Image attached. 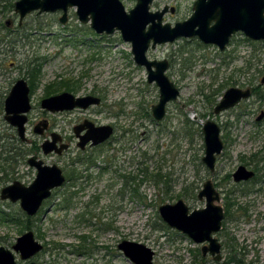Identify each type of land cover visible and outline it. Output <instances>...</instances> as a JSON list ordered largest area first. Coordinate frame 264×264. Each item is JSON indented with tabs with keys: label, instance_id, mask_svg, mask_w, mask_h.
<instances>
[{
	"label": "rangeland",
	"instance_id": "rangeland-1",
	"mask_svg": "<svg viewBox=\"0 0 264 264\" xmlns=\"http://www.w3.org/2000/svg\"><path fill=\"white\" fill-rule=\"evenodd\" d=\"M121 1L128 10L136 0ZM193 2L153 0L150 9L174 6L175 11H168L163 18L173 25L191 14ZM60 15V11L30 12L17 31L18 14L0 9V24L11 18V28L16 32L12 36L15 43L0 42V94L11 86V81L24 77L26 65L33 58L42 62L37 77L28 78L33 90L27 113V141H15L14 129L0 109V137L8 138V143L0 140V146H17L24 156L17 159L14 174L9 175L12 178L4 177L1 171L6 167L0 161V189L14 180L31 183L36 171L26 161L30 155L60 166L66 177L31 216V228L25 227L18 201L0 199V213L24 221L16 227L0 217V245L11 248L17 236L30 229L43 248L29 260H20L16 254L18 264H134L117 248L122 239L150 247L154 251L152 264H201V244L167 226L157 208L179 198L189 209L203 207L204 199L199 200L196 194L210 178L219 184L216 188L223 206V192L235 189L230 195L234 204L229 207V215L238 219L226 223L227 237H234V247L244 252V263L264 264V116L256 120L264 112V98L258 100L252 95L234 109L214 114V104L204 97L222 93L231 85L258 86V91L264 93V41L238 32L224 52L216 46H197L196 37L150 48L148 59L173 55L166 74L180 92L177 99L166 104L165 117L155 124L150 110L158 101V86L147 81L145 68L133 61L130 44L122 40L119 31L96 33L88 23L78 20L74 7L68 9L65 23L59 21ZM58 80L72 81L75 89L71 92L78 95L91 92L101 97L100 105L85 113L101 124L114 126L108 144L81 152L71 136V126L84 114L47 113L40 107L46 86ZM63 90L67 89L61 87L54 93ZM43 117L51 123L48 131L72 137L70 148L62 156L34 149L49 137V132H33V126ZM208 117L225 123L227 134L213 173L200 159L201 126ZM185 118L194 124L185 125ZM88 155L93 162L87 161ZM76 158L82 160L75 166L81 175L77 181L68 166ZM240 164L259 168L248 196L241 195L242 184L236 186L230 176L224 178ZM239 206L247 207L246 215L233 210ZM229 251L222 248V264H233L226 259ZM214 262L208 257L202 264Z\"/></svg>",
	"mask_w": 264,
	"mask_h": 264
},
{
	"label": "water",
	"instance_id": "water-1",
	"mask_svg": "<svg viewBox=\"0 0 264 264\" xmlns=\"http://www.w3.org/2000/svg\"><path fill=\"white\" fill-rule=\"evenodd\" d=\"M153 0H136L128 10L121 0H15L14 11L18 14V21L30 12L60 11L59 21L65 23L68 9L75 8V14L82 23H88L96 33L112 34L119 31L122 40L130 43L133 61L137 65H145L148 71L147 81L155 82L159 88L157 103L151 106V113L155 120L160 121L165 114V105L176 99L178 88L165 74L166 61H149L146 51L149 47L172 42L178 38L197 37L205 43L217 44L224 49L231 36L242 32L246 37L264 41V0H194L191 14L184 20L173 25L164 22V15L175 11L174 6L164 5L160 9L151 10ZM156 65L152 71L151 66ZM264 77L262 78V82ZM249 90L235 87L226 90L223 99L215 106L219 112L228 106L234 105L241 98L249 95ZM100 98L95 95L76 96L71 92L63 91L41 100L40 106L51 112L86 108L97 105ZM29 86L23 78H18L4 100V120L16 129L21 141H26L27 113L30 110ZM261 115L259 116V118ZM88 129L78 141L80 147L86 143L97 145L104 142L113 134V126L102 124L94 126L86 123ZM46 122L40 121L33 127V132L42 135ZM204 140V154L202 163L212 173L215 168L216 156L221 153L222 141L219 138V127L213 120H207L202 126ZM60 137L51 134L50 139L41 143L44 154L51 152L61 153L67 144L56 146ZM30 166L36 170L35 177L28 185L18 180L0 189V199L10 202L18 201L21 210L27 216H34L52 191L65 182L62 169L56 164H43L35 157L28 159ZM253 175L243 165L233 172L234 181L246 180ZM197 198H205L203 208L189 210L188 205L181 199L173 203H163L158 206V214L169 227L188 235L194 242H209L212 254L219 252V243L212 236L221 225L223 208L216 202L220 200L210 179L203 183L197 192ZM43 248L32 230H26L17 236L11 248L0 245V264H18L16 254L20 260H29ZM117 248L134 264H152L154 251L143 243L122 239ZM202 247V252L207 251ZM217 259L219 255L215 256Z\"/></svg>",
	"mask_w": 264,
	"mask_h": 264
},
{
	"label": "flooded vegetation",
	"instance_id": "flooded-vegetation-1",
	"mask_svg": "<svg viewBox=\"0 0 264 264\" xmlns=\"http://www.w3.org/2000/svg\"><path fill=\"white\" fill-rule=\"evenodd\" d=\"M12 3H13V7L11 8L13 11H14V2H15V0H12L11 1ZM7 3H8V1H7ZM4 4H6V0H0V9H3V10H7V11H9L10 10V8H8V9H6L5 8V5ZM15 12V11H14ZM12 19L11 18H7L5 21H4V23L3 24H0V26H2V29L0 30V32L2 31L3 32V34L0 36V42H7V43H10V42H12L13 40H12V36L15 34V32H14V29L13 28H11V25H12ZM22 24V21H21V23H19V21H18V23H17V26L19 25H21ZM236 33H238V32H236ZM235 33V34H236ZM234 35V34H233ZM232 37V36H231ZM193 38V37H192ZM178 39H180V38H178ZM186 39H191V38H186ZM231 39V38H230ZM175 40H177V39H175ZM174 40V41H175ZM198 41L196 42L197 43V46H216L217 47V49H218V51H221V52H224V51H226V49H227V47L229 46V44H231V42H227L226 43V45H225V47H224V49H222V50H220L219 49V47H218V45L217 44H214V43H205V42H202L201 40H199V39H197ZM254 40V39H253ZM174 41H172V42H174ZM230 41V40H229ZM129 43V42H128ZM167 43H171V42H167ZM130 44V43H129ZM163 44H165V43H163ZM158 45H161V44H158ZM157 46V45H156ZM155 46V47H156ZM154 47V48H155ZM150 48H152V49H154L153 47H149L148 48V50L150 49ZM147 50V51H148ZM147 51H146V53H147ZM147 57V56H146ZM172 57H173V55L171 56V57H165V58H162V59H148L149 61H161V60H165L166 61V64H167V66H166V69H165V74H166V70L169 68V66L172 64ZM140 66H143L144 68H145V70H146V72H147V75H148V71H147V69H146V66L145 65H140ZM151 70L152 71H155L156 70V65H152L151 66ZM167 75V74H166ZM264 76H262V78H263ZM19 78H23L24 80H26V82H27V84H28V86H29V98H30V91H32L33 89L31 88V86H30V83H29V81H28V78H25V77H19ZM262 78H261V83L263 84L264 83V81L262 82ZM18 79V78H17ZM16 79V80H17ZM15 80V81H16ZM15 81H11L10 82V84H11V86L15 83ZM59 81V80H58ZM59 82H61V81H59ZM154 82V81H153ZM149 83H151V82H149ZM155 83V82H154ZM11 86L10 87H8V88H6V90L2 93V94H0V109L2 108V110H3V106H4V100H5V98H6V96L8 95V93H9V91H10V89H11ZM232 87H235V88H238V89H241V90H249V95L247 96V97H245V98H241L238 102H236L234 105H232V106H228V107H226V108H224V109H221L219 112H215L214 111V109H215V106H217V104L223 99V97H224V94H225V92H226V90H228L229 88H232ZM223 88V87H222ZM222 88H220V90H222ZM159 89V88H158ZM179 90V89H178ZM259 89H258V86H256V87H254V86H252V85H247V86H236V85H231V86H228L226 89H224L223 91H222V93H221V91H220V93H218V92H216V93H208V94H204V97L206 98V99H208L209 100V102H211L212 104H214V106H213V108H212V112L214 113V114H220V113H222V112H225V111H228V110H232V109H234L235 107H237L238 105H240V103L242 102V101H244V100H246V99H248V98H250L252 95L253 96H255L258 100H260V99H263L264 98V93H261V92H259L258 91ZM63 91H68V92H71L70 90H63ZM63 91H60V92H57V93H52V94H49V95H45L44 93H43V95H42V98L40 99V101H39V105H40V103H41V100L43 99V98H45V97H48V96H51V95H55V94H60L61 92H63ZM71 93H73V92H71ZM180 93V92H179ZM74 95H76V96H81V95H78V94H76V93H73ZM88 94H90V95H95L94 93H88ZM218 94V95H217ZM85 95H87V94H85ZM96 96V95H95ZM179 96V95H178ZM99 97V96H98ZM159 97V96H158ZM100 99H101V97H99ZM177 99V98H176ZM175 100V99H174ZM101 103V102H100ZM100 103L99 104H97V105H89L88 107H86V108H80V107H75V108H72V109H65V110H59V111H56V112H51V111H49V110H46V109H44V108H42L41 106V108L45 111V112H47V113H58V114H63V113H74V112H77V114L79 113L80 115L81 114H84L83 116H81V117H77L76 118V121L74 122V123H72V126H71V130H72V134H71V136L73 137V139H75L76 141H75V144H76V147L81 151V152H84V150H86V149H88V148H94V147H98V146H101V145H104L105 144V142L107 143V142H109V140H110V137L113 135H111L107 140H105L104 142H102V143H99V144H97V145H90V143L88 142V143H86L85 145H84V147H80L79 145H78V141H79V139H80V136L82 135H85L86 134V132H87V129H88V125H86V123H93L94 124V126H97V125H102L101 123H99V122H97L96 120H94L93 118H92V116H90L89 114H86L85 112H87L88 110H93L92 108H94L95 106H98V105H100ZM167 104V103H166ZM30 105H31V103H30ZM153 105V104H152ZM151 105V106H152ZM166 106V105H165ZM31 109V108H30ZM30 111V110H29ZM3 112H4V110H3ZM150 113H151V110H150ZM246 114L248 113V112H245ZM165 114H166V109H165ZM165 114H164V117H165ZM240 114H236V116L235 117H237V116H239ZM261 115V117L259 118V116ZM149 116H150V114H149ZM151 116H152V113H151ZM263 116H264V112L263 111H261L260 112V114L257 116V118H256V120H260L261 118H263ZM163 117V118H164ZM3 118H4V115H3ZM162 118V119H163ZM161 119V120H162ZM213 120L212 118H210V117H208L207 119H206V121L207 120ZM215 119V118H214ZM27 120H28V118H27ZM151 120L152 121H154L155 122V124H158L160 121H157V120H155L154 118H153V116H152V118H151ZM40 121H45L46 122V128H45V130H44V132H49L48 133V136L49 137H44V139L43 140H45V139H50L51 138V134L52 133H56V134H58V136L60 137V139L58 140V142H57V144H56V146L57 147H59L61 144H67V147L65 148V149H63L62 150V152L61 153H55V152H51V153H55V154H57V155H59V156H62L65 152H67L68 151V149L70 148V142H71V139H72V137H68V136H65L64 134H62L61 133V131L60 132H57V131H53V130H50V131H48L49 130V128H50V126H51V123H50V121L48 120V119H46L45 117H43L41 120H39L38 122H40ZM217 125H218V127H219V138L221 139V141H222V144H223V146H222V150H221V153L223 152V148H224V141H226L227 140V134H226V124L225 123H222L221 124V122H218V121H216V120H213ZM37 122V123H38ZM27 123V122H26ZM184 124H185V122H184ZM186 125V124H185ZM113 126V125H112ZM34 127V126H33ZM12 128L14 129V134H15V136L17 137V139H19V137L17 136V133H16V129L12 126ZM113 129H114V126H113ZM225 130V133H223L222 134V130ZM43 132V133H44ZM113 133H114V130H113ZM188 133H186L185 135H187ZM20 140V139H19ZM21 141V140H20ZM27 141V140H26ZM22 142H25V141H22ZM108 144V143H107ZM106 144V145H107ZM41 143L37 146V148L36 147H34V149H37L36 151H38V150H41ZM105 145V146H106ZM203 147V148H202ZM201 147V149H203V154H204V140H203V146ZM42 151V150H41ZM220 153V154H221ZM44 154V153H43ZM220 154H218L217 156H216V160H215V165H216V161H217V157L220 155ZM91 155V154H90ZM90 155H88L87 156V161H89V162H93V157L91 156L90 157ZM203 156V155H202ZM202 156H201V158H202ZM256 155L254 154V157H255ZM30 157H35L36 158V160H41L42 162H43V164H46V163H44V161L42 160V159H40V158H38V156H36V155H30V156H28V158H27V163H28V159L30 158ZM200 158V159H201ZM78 162H82V160L80 159V158H76L75 160L74 159H71L70 160V162L68 163V166H70L69 168H70V170L75 174V179H76V181L81 177V175H79L80 174V172H77L78 170H77V168L75 167L77 164H78ZM202 162V161H201ZM255 162V164H257L256 162L257 161H254ZM28 165H29V163H28ZM240 165H242V164H240ZM240 165H238V166H240ZM205 166V165H204ZM237 166V167H238ZM244 166V165H243ZM33 167V166H32ZM60 167V166H59ZM206 167V166H205ZM237 167L235 168V170L237 169ZM245 168H246V170H248V171H252L253 172V175L251 176V177H249L248 179H246V180H240V181H234V179H233V172L235 171H233L232 173H230V174H228L227 176H224V178H227V177H231V179L233 180V182H235L236 183V186L237 185H240V184H242V188H239V191H240V193H241V195H243V196H248L251 192H252V190H253V188H254V184H255V180H257L258 179V171H259V168H258V166L256 165L255 167H251V168H247L246 166H244ZM61 168V167H60ZM62 169V168H61ZM15 170V169H14ZM36 171V170H35ZM214 171H215V168H214ZM62 172H63V170H62ZM77 173V174H76ZM213 173V172H212ZM63 174H64V172H63ZM65 176V175H64ZM65 179H66V177H65ZM210 179V178H209ZM208 180V179H207ZM211 180V179H210ZM206 181V180H205ZM204 181V182H205ZM203 182V183H204ZM211 182H212V184H213V187H214V189L218 192V195H219V198H220V200L218 201V202H216L217 204H219L220 206H222V208H223V218H222V220H221V225H220V228H219V230L216 232V233H213L212 234V236L214 237V238H216L217 239V242L219 243V252L217 253H214V254H212L211 252H210V250H209V242L208 241H205V242H203V243H199V244H201V246H200V250H199V252H200V255H201V257H200V261H201V264L203 263V261H205L206 260V258H208V257H210L212 260H214L215 262L214 263H216V264H222L223 262H222V248H225V249H233V248H235L234 247V245H236L235 244V239H234V237H232V236H229V237H227L228 236V233H227V231H226V223L228 222V221H230V219H231V221H235L236 222V220L238 219L237 217H235L234 216V214H230V215H228V209H226V205H229V207L232 205L233 206V204H234V200L233 201H231V199H230V195H231V193H232V190L233 191H235V189L234 188H230L229 190H227L226 192H223L224 194H223V198H224V206L222 205V204H220V201H221V196H220V192L217 190V186L219 185V184H216V183H214L212 180H211ZM245 182H252V184L250 185V186H248V184L246 185V183ZM203 183H202V186H203ZM202 188V187H201ZM200 188V189H201ZM199 189V190H200ZM198 190V191H199ZM260 190V189H259ZM259 190H256V191H259ZM223 191V190H222ZM196 197H197V194H196ZM204 199V206H205V204H206V200H205V198H203ZM203 199H199V200H203ZM184 201V200H183ZM163 204V203H162ZM236 205H238V204H236ZM203 206V207H204ZM203 207H200V208H203ZM200 208H198V209H200ZM158 209V208H157ZM193 209H196V208H193ZM193 209H189L190 211L191 210H193ZM230 209V208H229ZM246 209H247V207H245V209H244V206H239V209L238 208H236V209H233L234 211L235 210H237L238 212H240L241 211V213L243 214V215H246L247 214V211H246ZM157 212H158V210H157ZM159 215V214H158ZM160 217V216H159ZM162 220V219H161ZM188 236V235H187ZM189 237V236H188ZM190 238V237H189ZM192 240V239H191ZM196 243V242H195ZM203 246H207V251L205 252V253H203L202 252V247ZM236 249V248H235ZM238 251L240 250V249H237ZM239 254L240 255H242V254H244V252H242L241 250H240V252H239ZM216 255H219V258L217 259L215 256ZM194 264H196V262H194Z\"/></svg>",
	"mask_w": 264,
	"mask_h": 264
},
{
	"label": "trees",
	"instance_id": "trees-1",
	"mask_svg": "<svg viewBox=\"0 0 264 264\" xmlns=\"http://www.w3.org/2000/svg\"><path fill=\"white\" fill-rule=\"evenodd\" d=\"M4 5H5L6 9H8V8L11 9L13 7V3L9 0H8V3L6 1V4H4ZM21 26H22V24L20 26L19 25L17 26V31H19ZM15 36H16V32H15ZM10 43H15V42H10ZM41 63L42 62H40L37 58H33L30 64L28 62V64L26 65V68H25L24 77L29 78V79H31L30 77H33V78L37 77L38 74H36V72L41 71V69H40ZM31 85H32V82H30V86ZM73 86H74V84L70 80H64L63 82H59V81L52 82L46 86L45 95L52 94V93L56 92V90L60 89L61 87L72 91V89H75ZM185 119L187 120V121H185L186 125H190L191 123H193V122L189 121L187 118H185ZM13 137H14L15 141L18 140L17 137L15 136V134H13ZM0 140L4 141V143H8V138L6 139V138L0 137ZM12 141L14 142V140H12ZM23 157H24L23 153L19 151L17 146H9L8 148H6V146L4 144L0 146V161L2 163H4L3 167H6V168H3L1 171L4 175V177H9V175L12 176V174H14V168L17 164L16 163L17 159L22 160ZM158 175H161V174H158ZM9 178H12V177H9ZM68 178H70V177L68 176ZM133 190L136 191L137 189L134 187ZM64 199H66V197ZM226 209H228V211H229V205H226ZM244 209H245V207H244ZM0 215H1L0 217L2 219H5L3 221L10 223L16 227H21L22 224L24 225V221H20L19 219L15 218L13 216H10L7 214L4 215V213H2V212L0 213ZM22 215L25 217V227L31 228L30 221L32 218L30 216H27L25 213H22ZM228 215H229V212H228ZM241 256L242 255L239 254V251L237 249L233 248V249H230V251L228 252L226 259L228 260L229 263L246 264L243 262Z\"/></svg>",
	"mask_w": 264,
	"mask_h": 264
}]
</instances>
